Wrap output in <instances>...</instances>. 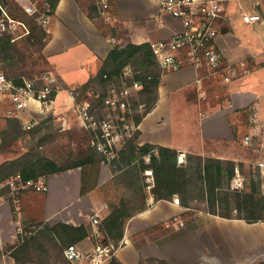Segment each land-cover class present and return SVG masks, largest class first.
<instances>
[{
  "label": "crops",
  "instance_id": "obj_1",
  "mask_svg": "<svg viewBox=\"0 0 264 264\" xmlns=\"http://www.w3.org/2000/svg\"><path fill=\"white\" fill-rule=\"evenodd\" d=\"M222 1L224 11L216 22L214 45L224 65H236L237 75L226 80L224 72L215 71L204 58L194 63L184 51L179 52L181 66L166 70L160 67L157 99L139 122L135 142L176 149L180 165L189 154L229 161L233 185L234 179L264 161V0ZM19 2L23 7L31 4V0ZM243 11L259 13L261 19L245 22ZM46 25L50 38L41 52L48 59V71L70 88L81 87L94 78L115 43L119 47L137 44L129 42L127 27L137 36L142 30L147 41L169 39L185 30L182 19L166 12L156 0H110L109 18L99 12L98 0H57ZM71 106L70 91L64 87L57 95L56 111L65 115ZM10 107V102L0 100V135L13 119L23 128L22 118L6 115ZM20 114L28 116L25 110ZM8 159L0 152V166ZM145 159L149 161L147 156ZM146 173L148 207L128 219L124 245L114 252L124 264H140L141 257H156L168 264L264 260V221L249 223L205 212L191 226L179 227L187 207L175 195L171 200L155 201L150 192L154 184L152 171ZM113 175L112 168L103 162L95 178L80 166L48 174L47 191L27 190L21 194L20 218L10 202L1 201L0 264H16L12 251L18 241L24 240L18 232L19 219L27 233L41 224H92L91 216L96 212L102 213V218L107 216L110 207L104 185ZM187 239L186 248L181 242ZM79 242L94 244L90 237ZM219 244L222 258L216 247ZM198 245L215 249L205 252ZM253 252L258 254L253 256Z\"/></svg>",
  "mask_w": 264,
  "mask_h": 264
},
{
  "label": "built area",
  "instance_id": "obj_2",
  "mask_svg": "<svg viewBox=\"0 0 264 264\" xmlns=\"http://www.w3.org/2000/svg\"><path fill=\"white\" fill-rule=\"evenodd\" d=\"M156 1L166 12L182 19L185 30L169 39L147 41L143 37L141 26L139 36L134 35L127 27L130 43H149L163 70L181 66L183 60L179 59L178 53L184 51L194 63H200L204 58L209 65L215 68V71H223L226 80L237 75L236 65H224L223 56L214 45L218 34L216 22L224 11L222 0ZM109 6L110 0H98L99 12L105 18H109ZM23 8L30 14L38 12L37 19L43 25L49 22L52 9L48 1L42 5L31 3ZM242 17L248 23L258 22L261 19L259 13L245 11L242 12ZM119 31V36L122 37ZM28 33L27 24L14 17L6 5L0 1V38L12 35L13 40H16ZM141 72L140 68L127 64L119 75L109 78L105 75L108 81L105 86L96 85L85 90L81 87L69 90L72 98L70 111L77 118L78 124L89 132L91 145L103 155V163L109 164L138 130V123L134 117L142 113L145 105L140 102L143 84L137 78ZM62 90L64 86L61 80L52 72L32 77L23 75L11 77L0 71V100L11 103L6 115L22 118L24 129H31L48 116L58 117L57 95ZM23 110L28 112V116L20 114ZM61 118L64 124L68 123L67 115ZM248 140L247 137L246 141ZM258 166L264 172V161H260ZM241 184L240 177L234 179L233 186ZM48 189L49 180L46 174L37 178H24L18 172L0 181V202H10L13 205L14 214L20 218L23 215L21 194L27 190L47 191ZM176 200L179 201L177 195ZM101 218L102 213L100 212L91 216L96 235H99L96 227ZM18 222V232L25 237L26 232L21 220L19 219ZM114 248L113 244L97 243L87 246L82 242H75L67 245L63 254L69 264H104L113 256Z\"/></svg>",
  "mask_w": 264,
  "mask_h": 264
},
{
  "label": "trees",
  "instance_id": "obj_3",
  "mask_svg": "<svg viewBox=\"0 0 264 264\" xmlns=\"http://www.w3.org/2000/svg\"><path fill=\"white\" fill-rule=\"evenodd\" d=\"M47 1L50 3L53 12L57 0ZM22 10H24L25 16L19 19L24 18L25 21L29 15L36 19L39 14L38 12L30 14L24 8ZM12 15L16 17L17 14L12 13ZM45 35L48 36L44 29L43 37ZM12 41H14L12 35H5L0 38V55L8 57L12 49ZM47 41L41 42V50ZM127 64H132L142 71L137 78L143 84L142 98L146 108L143 113H138L134 117L136 123L139 124L142 117L153 107L161 80V68L149 44H128L119 47L115 43L99 73L83 84L81 88L85 90L96 85L105 86L108 83L105 75L108 78L117 76ZM45 72L48 71L40 72V74ZM22 75H16V77ZM10 128L21 129L14 119L11 120ZM137 134L138 131L128 139L119 150L118 155L108 164L114 174L112 181L119 180L126 190L120 194L118 201L109 200L110 212L97 225L96 229L103 235L105 244L118 246L123 239L128 219L148 207L147 170L152 171L154 184L150 188V192L155 201L159 199L171 200L174 194H178L183 206L197 210L198 208L189 203L190 196L197 194L206 203V208H204L206 212L225 218H240L247 222L264 221V194H258L255 187L251 191L231 190L232 170L229 161L189 154L184 164L180 165L178 162L179 152L176 149L153 144L139 145L135 142ZM146 155L150 156L149 162H146ZM103 160V155L92 145L85 156H81L76 162L63 165L56 159L40 153L27 152L18 159L0 166V181L18 172L24 178H37L43 174L48 175L79 166L89 170L95 178ZM196 199L197 197L194 198V200ZM44 236H48L52 240L62 255L63 249L67 245L79 242L86 237L92 238L93 242H98L95 228L91 223L79 226L62 222L53 226L41 224L38 225L34 233L24 237V240L18 241L15 245L12 255L16 264L33 262V249L41 248L44 245ZM149 261L168 264L165 260L154 257H141L140 264H146ZM110 263L124 264L116 255L111 257ZM245 264H264V260Z\"/></svg>",
  "mask_w": 264,
  "mask_h": 264
},
{
  "label": "rangeland",
  "instance_id": "obj_4",
  "mask_svg": "<svg viewBox=\"0 0 264 264\" xmlns=\"http://www.w3.org/2000/svg\"><path fill=\"white\" fill-rule=\"evenodd\" d=\"M0 1L3 2L4 5H6L11 14H17L18 19L25 16V12L24 10H22L23 6H21L19 2L20 0ZM42 1L43 0H31V3L42 5ZM23 3H26V0H23ZM26 19L27 21H23L27 24L29 28V33L23 37L12 41V49L7 58L5 57V55H0V71L5 72L9 76L23 74L26 77H32L40 74V72L48 71L49 69L48 59L41 52V42L49 40L50 34L48 32L47 25H43L37 18L35 19L30 15ZM44 29L46 30L48 36L45 35L43 37ZM61 82L68 91L71 89L67 83L64 84L62 80ZM140 102L144 103L142 95L140 97ZM145 108L146 107L144 105V110ZM144 110L142 111V113L144 112ZM60 115L62 117L67 115L68 123L64 124L63 121L59 119ZM65 115L61 113L58 117L53 118L52 116H48L31 129H13L9 126L7 130L1 133L0 135V152L5 155H8L9 159L7 160V163L18 159L22 154H25L27 152L40 153L41 155L56 159L62 165L76 162L78 159L81 158V156H85V154L88 152L89 147L91 146L90 135L80 126V124H78L77 118L73 115V113H71V111H69V113L67 114L65 113ZM9 125H11V122L9 123ZM146 156L150 160V156ZM246 172V175L240 176L242 184L239 186H233V177L231 178L230 189L239 191H251V189L255 187L258 191V194H264V178L262 176V171L260 167L258 165L254 166L253 168L247 169ZM152 179L153 178H151V180ZM104 189L105 195L108 197V200L111 201H118V199H120V194H122V192L126 190L123 183H120L119 180H110L107 184L104 185ZM174 195L176 196V194ZM194 196L197 197L196 200H194ZM177 197L180 201V197L178 194ZM189 203L193 204V206L198 209L191 210L187 208V210L183 214L184 221H181L183 224H181L180 222V224H178L179 227H187L188 225L191 226L190 223H193L199 215H204L206 212L204 211V208H206V203L201 200L199 195L195 194L190 196ZM36 228L34 227L28 229L27 233L25 234V237L34 233ZM96 236V238H98V242H94V244L101 243L104 245H108L103 242V235L99 233V235ZM43 242L44 245L41 248L33 249L32 255H34V261L28 264H69L68 261L65 259L64 254H60L58 247L55 246V244L48 236H44ZM181 243V245L185 246L186 248L189 244L188 239L187 241L185 240ZM86 245L88 246V243ZM123 245L124 243L122 239L118 246H114V252L117 248ZM216 247L219 249L218 255L221 256L223 253L222 245L219 244L216 245ZM198 248H200L201 251L205 252H210L209 250L212 248V250L215 249L214 246H201ZM252 254L253 256H256L258 253L253 252ZM110 260L111 258L108 259L104 264L108 262V264H111ZM146 264L163 263H160L159 261H149Z\"/></svg>",
  "mask_w": 264,
  "mask_h": 264
}]
</instances>
